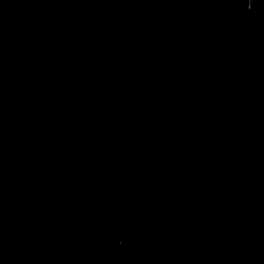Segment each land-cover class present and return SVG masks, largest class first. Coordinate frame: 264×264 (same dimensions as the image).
<instances>
[{
  "label": "water",
  "instance_id": "95a60500",
  "mask_svg": "<svg viewBox=\"0 0 264 264\" xmlns=\"http://www.w3.org/2000/svg\"><path fill=\"white\" fill-rule=\"evenodd\" d=\"M0 264H264V0H0Z\"/></svg>",
  "mask_w": 264,
  "mask_h": 264
}]
</instances>
